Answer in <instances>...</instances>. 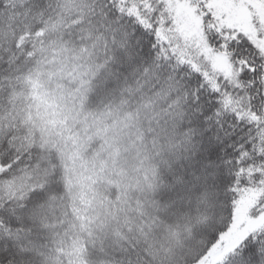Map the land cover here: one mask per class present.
Here are the masks:
<instances>
[{"label":"snow or ice","instance_id":"obj_1","mask_svg":"<svg viewBox=\"0 0 264 264\" xmlns=\"http://www.w3.org/2000/svg\"><path fill=\"white\" fill-rule=\"evenodd\" d=\"M0 264H264V0H0Z\"/></svg>","mask_w":264,"mask_h":264}]
</instances>
